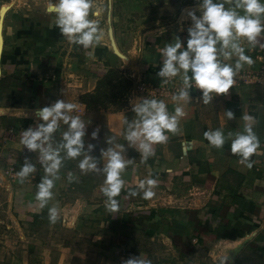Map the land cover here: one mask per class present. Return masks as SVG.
<instances>
[{
  "label": "crops",
  "instance_id": "1",
  "mask_svg": "<svg viewBox=\"0 0 264 264\" xmlns=\"http://www.w3.org/2000/svg\"><path fill=\"white\" fill-rule=\"evenodd\" d=\"M50 2L56 0H0V183H6L10 207L25 224L17 229L23 238L22 260L13 250L12 261L6 256L7 260L0 258V264H123L133 257L151 264H264V32L254 47L245 37L238 38L252 63L242 62L228 93H210L213 99L207 104L194 81L189 99H173L185 87L180 70L173 77L182 82L178 91L154 98L136 93L122 107L114 102L88 105L84 94L94 93L111 68L134 70L132 81L138 83L173 80L157 76L163 65L160 50L178 38L186 47L187 29L193 22L181 32L149 36L140 50L129 49L126 34L118 32L125 19L122 0H92L88 18L98 23L100 39L85 49L60 34L55 14L47 11ZM260 2L264 4V0ZM228 7L234 4L226 3ZM237 11L244 14L242 9ZM261 20L264 23V15ZM220 59L235 70L237 56ZM239 74L249 75V81H239ZM57 99L75 105L67 114L79 116L84 123L83 148L76 158L67 156L62 145L68 125L59 121L44 144L59 151V178L54 180L52 198L41 209L36 193L46 175L42 154L39 149L29 151L20 141L27 128L35 129L42 122L37 110ZM144 99L163 101L170 115L177 107L183 110L178 131L164 130L167 142L153 144L155 154L147 160L140 150L143 137L132 142L126 139L132 130H138L139 116L133 109ZM226 110L234 113V119L227 118ZM244 116L253 119L245 121ZM246 124L259 139V147L249 158L251 168L232 154L228 139L229 132L233 139L236 133H243ZM218 129L226 138L219 149L204 137V132ZM89 145L93 147L89 149ZM109 149L119 152L126 165L121 172L123 187L114 197L116 211L106 207L108 198L101 191L106 187L103 169ZM10 155L15 157L18 171L25 157L35 166L23 182L5 172ZM85 157H91L98 170L82 171L79 164ZM149 178L157 181V187L152 189L155 195L151 199H144L139 185ZM132 190L139 194L129 195ZM191 200L194 204L187 206ZM54 206L59 213L55 224L49 221V208ZM196 216L207 227L206 238L197 228ZM29 221L33 224L28 225ZM172 232L187 236L188 242L177 244ZM184 250L190 251L182 253Z\"/></svg>",
  "mask_w": 264,
  "mask_h": 264
},
{
  "label": "clouds",
  "instance_id": "2",
  "mask_svg": "<svg viewBox=\"0 0 264 264\" xmlns=\"http://www.w3.org/2000/svg\"><path fill=\"white\" fill-rule=\"evenodd\" d=\"M234 4V7L225 8V4ZM92 7V0H56L50 2L47 7L49 13L55 14L54 24L60 29V34L66 37L69 43L82 45L85 49L98 43V23L90 20L89 10ZM202 14L197 16L194 11H189L192 26L188 31L186 47L183 46L180 39L175 44H167L161 49L163 65L157 73L158 77H175L180 70L184 72V85L178 95L173 96L174 100L189 99V89L194 81L195 86L202 90V102L209 103L213 97L210 93L226 94L234 84L233 77L236 71L243 66L242 62L252 63L249 56L244 54V49L238 38L245 37L253 47L258 43L257 37L264 32V23L261 16L264 15V4L260 0H202L200 5ZM242 9L241 15L237 10ZM219 45V47H217ZM264 46V45H262ZM235 55L238 60L235 64V70L231 64L224 63L220 57L225 60L231 59ZM191 71V77L188 72ZM75 108L72 103H66L65 100L57 99L54 103L43 106L37 110L41 123L33 129L31 127L24 131L21 138V144L29 151L40 150L42 162L45 165L46 175L38 184L36 199L43 209L52 198L51 189L54 187V180L59 177L56 173L61 165L59 151L52 149L51 145L44 147L52 134L59 127V121L68 125V131L64 132L62 145L67 150L69 158H76L80 155L83 148L82 137L84 136V123L79 116H70L67 113ZM139 116L136 122V129L132 130L127 136L130 142L140 139L141 155L144 160L154 155L152 145L155 143H166L168 137L164 130L175 134L178 131V117L183 115L181 107L175 109V114L170 115L165 103L156 99H144L143 103L135 106L133 109ZM225 115L229 120L234 119V113L226 110ZM253 119L250 116H244V120ZM131 127V126H130ZM95 138L97 133H92ZM204 137L216 148H222L225 143V136L222 130H209L204 132ZM233 133H228V139H231V152L239 155L242 162H246L247 167L251 168L253 162L250 157L259 147V139L252 130L250 124H246L243 133H236L233 139ZM93 146L89 145V149ZM109 151V158L103 171L106 173L102 193L108 198L106 207L110 211L118 209V203L114 197L118 196L122 187L123 180L121 172L126 167L124 160L119 152ZM50 162V163H47ZM82 171L98 170L95 161L91 157H85L79 164ZM35 171V166L25 162L17 176L23 182L24 178ZM52 177V178H50ZM69 181L72 178L69 177ZM143 192L144 199H151L155 193L152 190L157 187L155 179L141 181L139 185ZM137 191H130L129 195L136 196ZM59 219L58 209L54 206L49 208V221L53 224ZM123 264H151V261L142 258L133 257L124 261Z\"/></svg>",
  "mask_w": 264,
  "mask_h": 264
},
{
  "label": "rangeland",
  "instance_id": "3",
  "mask_svg": "<svg viewBox=\"0 0 264 264\" xmlns=\"http://www.w3.org/2000/svg\"><path fill=\"white\" fill-rule=\"evenodd\" d=\"M201 3L202 0H122L120 6L122 12L125 15V19H123L124 26L118 28V32H124L126 34V43L129 49L136 48L140 50L146 46V38L153 36V34L160 32H166V34L177 33V30L181 32L184 30V28H187V23L192 21L191 17L188 16V12L194 11L197 16H200L202 14V8L198 6V4ZM132 63L133 65L135 64V62ZM123 72L125 77L134 79V70H126ZM177 79L178 82L182 83L179 78ZM131 82V86L133 83H135V85L132 87L129 85L128 88L130 90L124 93L122 96L121 94L123 91L118 89L116 90V100L113 104H115L117 107H121L118 103L121 104L126 102V105L129 104V102L133 100L134 96H136V93L133 92L132 89L138 85V82L134 80ZM154 97L156 96L149 98ZM5 184V182L0 183V258L1 260H7L6 256L10 257L11 262L13 250H17L15 253L17 259L22 260L24 256L22 251L23 247L21 246L23 238L17 229L24 227L25 224L16 219V213L13 211V208L10 207L11 195ZM190 203L194 204V202L191 200V202L187 203V206H189ZM26 223L28 225L33 224L31 221ZM64 234L68 237L71 236V233ZM216 237L217 239L220 238V234L218 233V236ZM125 238H128V236ZM194 239L197 241V237ZM212 243V246H215L213 241ZM221 244L225 243L223 242ZM206 254L207 253L204 252L203 257H205L204 255Z\"/></svg>",
  "mask_w": 264,
  "mask_h": 264
},
{
  "label": "trees",
  "instance_id": "4",
  "mask_svg": "<svg viewBox=\"0 0 264 264\" xmlns=\"http://www.w3.org/2000/svg\"><path fill=\"white\" fill-rule=\"evenodd\" d=\"M123 74L124 73L118 68H111L109 72L100 80L94 93L88 92L84 94L83 101L88 105L91 104L93 101L99 103L114 102L116 100V90L118 89L120 91H123V93L121 94L122 96L124 93L129 91L128 86L132 83V79L125 77ZM118 104L122 107L126 104V102ZM194 219L198 230L204 232V238H206L208 236L207 227L201 223L202 220H200L198 216H196V218ZM172 237L174 238L177 244H179L180 242H188L187 236L184 235L180 236L172 232ZM210 237H214L213 234L210 235ZM192 249L193 248H190V250ZM190 250H184L182 251V253H187Z\"/></svg>",
  "mask_w": 264,
  "mask_h": 264
},
{
  "label": "built area",
  "instance_id": "5",
  "mask_svg": "<svg viewBox=\"0 0 264 264\" xmlns=\"http://www.w3.org/2000/svg\"><path fill=\"white\" fill-rule=\"evenodd\" d=\"M238 78H239V81H245V82L249 81V75H247V74H239ZM181 86H182V84L180 82H178V79L176 77V78H173V80H169V81L165 82L164 84H152V83H149V84L140 83L139 84L138 83V85L136 87H133L132 91L135 93H141L143 98H149L152 96L163 95L164 93L169 94V93H172L173 91H178L179 87H181ZM8 159H9V163L5 167L6 168V170H5L6 174L10 178L17 179V177H18L17 173L19 172L17 169V166H16L17 161H16L15 157H12L11 155L8 156ZM26 181L28 182V180H26ZM171 196H174V195H172V193H171ZM170 202H171V200H169V203ZM164 264H169V263H164Z\"/></svg>",
  "mask_w": 264,
  "mask_h": 264
}]
</instances>
